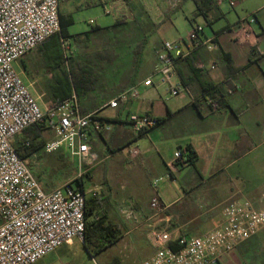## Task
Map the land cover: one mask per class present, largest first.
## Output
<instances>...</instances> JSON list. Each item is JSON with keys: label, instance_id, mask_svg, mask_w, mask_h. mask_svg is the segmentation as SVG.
<instances>
[{"label": "crops", "instance_id": "0c3cea01", "mask_svg": "<svg viewBox=\"0 0 264 264\" xmlns=\"http://www.w3.org/2000/svg\"><path fill=\"white\" fill-rule=\"evenodd\" d=\"M120 1L125 3L132 15L133 11L142 8L150 18V23L156 24V28L152 31L145 21L125 22L135 28L131 43L128 44H123L125 42L123 38L121 41L118 40L121 39L118 37L120 30H116L117 33L113 30L114 37H109V49L102 51H108V57L113 56L114 59L98 62L100 67L98 88L79 98L76 97L79 109L82 107L88 110L83 114L100 108L127 87L151 74L157 64V55L163 41H157L149 48V40L162 24H171L170 18L176 11L187 7L186 12L190 17L185 14L188 23L186 30L196 24L201 25L202 37L212 43L213 47L210 50L205 47L199 48L175 65L170 84L179 85L184 91L182 96L173 97L178 98L177 102H160L153 96L152 89L142 88L139 98L136 99L139 103L130 101L117 109L100 110L98 116L103 129L99 132L91 127L88 129L90 147L91 145L94 147V141L98 137L107 138L114 143L113 148H109L108 155L105 151L99 154L91 147V151L99 160L96 164L116 152L122 153L121 150L127 152L130 162L122 163V167L129 174L127 181L130 188L124 193L115 192L116 202L122 197H126L129 202L126 205L118 202L120 204L118 213L125 218L121 211L126 209L125 207L131 209L136 206L133 212L139 216L143 215L144 219L133 229L129 228L122 234L119 232V238L135 230L138 237L141 235L139 228L147 230L149 226L165 228L173 237L198 236L221 223L223 208L230 201L249 200L256 208H261L264 204V0H239L234 7L227 4L217 6L213 3L215 1L211 0L212 5L204 16L197 14L195 4L191 0H183L176 9H169L163 0H148L145 4L139 0H97L98 4L103 6V11L106 5L119 6ZM189 1L192 6L189 5ZM70 2L73 1L62 0L58 9V17L69 25L73 23L71 16L73 10L83 6L91 7L94 4L93 0H75L76 5L72 7V3L70 7L67 5ZM248 15H254L255 21L250 24L248 37L243 38L242 34L244 40L240 41L237 38L239 32L235 27L243 19H248ZM89 23L92 24V21ZM112 25L107 27L95 25L92 28L99 29V32L92 34L85 41L80 38L85 32L71 36L65 27L63 30L65 38L54 36L47 39L15 61L13 69L19 66L20 75L16 70L15 72L28 90L33 85L54 87L59 78L60 68L58 64L50 62L46 50L56 45L59 39L62 41L69 38L73 43L83 42L87 47L96 35L105 33L108 36ZM142 33L148 34L149 37L142 53L137 55L131 50L142 39ZM135 39L138 41L135 42ZM183 39L185 34L177 35L171 41ZM137 58L140 63L136 66ZM197 61L208 66V69L204 72L198 71L195 67ZM227 65L233 68L231 76H227ZM210 66H214V69H209ZM141 67L145 68L146 72L143 77L137 76ZM61 72L65 74L66 70ZM211 85L220 87L218 98L208 89ZM225 88L233 89L232 93L226 94ZM30 93L37 102L40 100L41 97L34 91L31 90ZM202 94L217 99L216 111L209 110L202 100L191 101L192 98L198 99L197 97ZM60 98L61 94L60 97L53 94L47 102L40 101L41 109L57 103ZM103 110L110 111L111 115L103 114ZM122 114L148 115L161 121L141 136H136L126 119L121 121ZM107 125H112L111 129ZM39 134L40 149L27 154L24 158L33 175L37 168L32 171L31 165L39 164V152H43L44 144L54 138L53 130L48 126ZM18 138L20 136H15L12 140L13 146ZM186 147H190L195 154L194 164L181 166L173 175V179H163L160 181L161 185L159 182L155 187L152 186L154 179L165 175V163L171 159L173 153L179 148ZM132 148L138 149L137 155H129L128 152ZM59 152L58 150L47 154L58 155ZM67 157L76 162L77 176L78 162L68 155ZM142 171H149L147 182L139 173ZM87 175L82 176L83 183ZM53 188L42 187L45 191ZM154 195L166 205V210L163 214L151 213L148 216L151 212L148 203ZM256 236L257 234L254 237ZM140 247L145 253L140 261L142 262L152 255L153 250L147 238ZM227 264L234 263L228 261Z\"/></svg>", "mask_w": 264, "mask_h": 264}, {"label": "built area", "instance_id": "2783aa9c", "mask_svg": "<svg viewBox=\"0 0 264 264\" xmlns=\"http://www.w3.org/2000/svg\"><path fill=\"white\" fill-rule=\"evenodd\" d=\"M62 0H0V264H35L57 248L74 240L83 243L85 227L86 191L82 176L99 162L88 143V129L99 132L103 124L98 112L104 108L117 109L139 98V88H154L152 76L158 85H168L171 97L184 94L179 85H171L175 65L195 50L213 45L202 37L203 27H190L185 39L164 41L157 55V64L150 76L130 85L100 108L82 114L77 98L71 93L66 99L41 109L28 87L13 69V63L60 31L58 9ZM145 4L148 0H139ZM169 9H176L182 0H163ZM217 6L234 7L239 0H214ZM105 13L115 19L132 20L125 3L108 5ZM236 24L237 38L248 37L254 15ZM248 16V17H249ZM243 34V38H242ZM195 67L204 72L208 66L197 61ZM209 69H214L210 66ZM225 88L226 94L232 93ZM192 98L202 100L211 111L218 109V101L208 94ZM126 122L137 135L156 126V118L128 114ZM43 123L53 130L54 138L44 144L45 153L63 150L78 162V175L50 191H45L12 144L15 136L28 127ZM138 154L137 148L129 150ZM187 151L176 150L166 163L163 177L154 179L156 186L163 179H173L185 165ZM148 207L153 215L163 214L166 205L157 195L150 198ZM122 215L136 219L131 209ZM264 230V204L256 208L249 200L228 202L222 211L221 223L198 236L173 237L165 228L147 227L146 238L153 250L139 264H227L234 263L237 247ZM172 245L174 248H170Z\"/></svg>", "mask_w": 264, "mask_h": 264}, {"label": "rangeland", "instance_id": "374dc122", "mask_svg": "<svg viewBox=\"0 0 264 264\" xmlns=\"http://www.w3.org/2000/svg\"><path fill=\"white\" fill-rule=\"evenodd\" d=\"M72 1L73 2H70L67 5L71 7V4L73 3L72 7L75 6V0ZM93 1V6L87 8L83 6L78 10H73L71 12L73 23L66 28L69 35L73 36L89 31L95 25L107 27L115 22L114 15L111 11L110 13L106 14L102 9L103 6L98 4L97 0ZM188 3L192 6L190 1ZM105 7H107V5ZM186 10L187 7H184L182 10L176 11L170 18L171 24L164 23L159 27L157 32L152 35L151 39L149 40V48H152L153 44L160 40L163 42L171 41L177 35L184 36V34L186 37V34L189 31V28L186 30L188 23L185 18V14L186 16H189ZM127 11L130 12L128 8ZM248 18H250V16ZM90 21H92V24L89 23ZM122 21L127 22L131 20L124 17L122 18ZM116 30H119V28ZM116 30H114L115 33H117ZM114 31L112 30L108 32V36L105 33L96 35L92 38L91 43H88L87 47L83 42L73 43L70 38L62 41L59 39L56 42V45L50 46L46 50V55L49 57L51 63L58 64L60 68V72L58 74L59 78L58 81H56L57 84L54 87L44 88L39 87L38 85H33L31 89H29L41 97L38 101L39 106L41 102H47L53 94L60 97L62 90H65L66 86L63 84L65 82V78L61 70H66L68 66V58L73 57L74 59H77L76 61H81L79 58L82 55L92 54L95 51H102L103 49H109V37H114ZM120 31L121 32H119L118 37L121 39L118 40L121 41L123 38L125 39L123 44L131 43V37L134 35L133 29L124 30L121 28ZM136 41H138V39H135V42ZM131 51L134 54L137 53L135 47L132 48ZM15 70L19 74V66L18 68L16 66ZM145 74V68L141 67V70L138 71L137 76L143 77ZM150 75L151 74L148 76ZM152 81L155 84V87L150 89H152V93H154L153 96H155L158 101L164 103L178 101V98L170 97L166 92L168 85H158V77L156 75L152 76ZM67 86L68 91L65 92V98L69 92L70 94L73 93L72 86L69 82L67 83ZM141 89L142 88H139V96ZM135 103L139 102L136 101ZM102 113L111 115V112L108 110H103ZM126 116V114L121 115L122 122L125 121ZM111 126L112 125H107L109 129H111ZM113 146V141L111 142L107 138L100 139L99 137L95 139L94 147L91 145L93 151H97L99 154H101L102 151H105L107 155L110 153L109 148L111 149ZM121 151L122 153L116 152V154H113L103 162L94 165L85 173L88 175L84 179V189L86 191V197L95 195V197L99 199V212L105 213L112 224L117 227L119 232L122 234L129 228L133 229L136 225H138V223H141L144 219V216H139L138 213L134 211L136 214V219L128 220L123 218L118 213V208L120 207L118 202L126 205L129 201L126 197H122L120 200H118V202H116L115 192L117 194L124 193L130 188V184L127 181L129 174L122 167V163L129 164L130 162H128L129 160L127 152L124 150ZM39 153V164H32L31 166L32 171L37 168L33 172L36 179L43 188H53L54 186L62 184L67 180H72L75 178L77 174V164L64 155L63 150L62 152H59L58 155L47 154L44 151H40ZM121 156L123 159H120ZM65 161H67V164ZM63 164L66 165L63 167ZM148 172L149 171L139 172L143 177H145L146 182V178L149 176ZM105 178L108 179V181H106ZM161 182L158 184L161 185ZM133 208L135 209L136 206H133ZM133 208L131 207L132 211L134 210ZM150 214L151 212L148 213V216ZM139 229L141 230L140 236H136V233L138 234V232L135 230V232H130L121 239H117L115 243L107 246L99 252H95L93 250L88 251L82 246L83 244L80 240H74L71 244L63 245L57 248L55 251L49 253L35 264H107L116 258L120 260L119 264H139V262L145 256V253L141 249L142 247H140V245L146 240L145 237L147 234V230H145L146 228L144 229L143 227H140ZM257 236L255 237L258 241L257 248L247 250V247L244 245L246 242L241 243L237 247V249L234 251V264H264V230L257 233Z\"/></svg>", "mask_w": 264, "mask_h": 264}, {"label": "trees", "instance_id": "16d2710c", "mask_svg": "<svg viewBox=\"0 0 264 264\" xmlns=\"http://www.w3.org/2000/svg\"><path fill=\"white\" fill-rule=\"evenodd\" d=\"M183 1V0H182ZM195 4L197 14L204 16L207 9L212 5L211 0H191ZM215 3V2H213ZM208 5V6H205ZM142 9V8H141ZM138 9V11H133V18L132 22L137 20L145 21L148 26L151 27V30L154 31L156 28V24L150 23V18L148 17L147 13L142 9ZM137 10V9H136ZM136 13V15H135ZM59 25L60 31L55 35L51 36H59L60 38H65L63 30L65 27L69 25V23L63 22L61 17H59ZM119 28H123L124 30L135 29L129 23H125L120 19H116L115 23L110 27V30H116ZM117 30V31H119ZM99 29L91 28L88 32L81 34L80 38L82 40H87L92 34L98 33ZM50 37V38H51ZM149 35L142 33V39L136 44L135 49L137 55L141 54L145 44L147 43ZM49 39V38H48ZM107 51H95L92 54H85L82 55L79 59L81 61H76L73 57L68 58V66L66 72L64 74L65 82L63 83L66 87L65 90L61 92V100L66 99L65 92L68 91L67 83L69 82L72 86V91L76 95L77 98L81 97L83 94H87L90 91H94L99 86V64L98 62L106 59V60H113L114 57H108ZM140 60L136 59V66L139 65ZM233 68L230 65H227V76H231L233 74ZM209 90H212L213 94L218 98L220 94V87L217 85H211ZM81 113H85L88 110L80 108ZM160 119L156 118V126L160 123ZM46 127L43 123L35 124L25 129L21 134L17 135L20 136L18 140L14 143V148L17 154L21 158H25V156L35 150L40 149V137L39 133ZM144 132L137 134L136 136H141ZM187 151L186 154V161L185 165H193L195 162V154L192 152L190 147L185 148ZM62 152V150H59ZM66 155L65 153H63ZM67 156V155H66ZM67 164V161H65ZM63 164V167L66 165ZM100 203L99 199L95 197V195L86 197L85 201V210H84V217H85V227H84V235H83V247L90 251L93 250L95 252H99L106 248L107 246L116 242L119 238V230L115 227L112 222L108 219L105 213H100ZM247 247V250H252L258 247L257 238L252 237L246 241L244 244ZM170 248H174L170 245ZM120 260L118 258L113 259L111 262L107 264H119Z\"/></svg>", "mask_w": 264, "mask_h": 264}]
</instances>
